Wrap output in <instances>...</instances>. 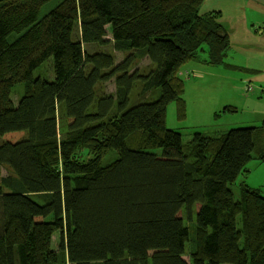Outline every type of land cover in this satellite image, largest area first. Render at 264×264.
<instances>
[{
  "label": "trees",
  "instance_id": "obj_1",
  "mask_svg": "<svg viewBox=\"0 0 264 264\" xmlns=\"http://www.w3.org/2000/svg\"><path fill=\"white\" fill-rule=\"evenodd\" d=\"M63 1L0 0V264H264V196L231 188L264 164V124L187 142L166 124L170 103L184 115L183 66L225 64L221 13L88 0L76 18ZM49 58L55 80L35 78Z\"/></svg>",
  "mask_w": 264,
  "mask_h": 264
},
{
  "label": "rangeland",
  "instance_id": "obj_2",
  "mask_svg": "<svg viewBox=\"0 0 264 264\" xmlns=\"http://www.w3.org/2000/svg\"><path fill=\"white\" fill-rule=\"evenodd\" d=\"M88 0H64V8L72 13L76 18L79 17V13ZM223 1V0H221ZM220 1L219 6L222 7V11L227 14L228 17H232L237 14L238 10L234 9L233 4L235 0H226L228 2ZM244 12H247V22L250 25H258L264 22V0H240ZM211 5V2H209ZM205 6V4L203 5ZM207 10L208 7L201 8ZM236 21V20H235ZM237 25L235 22L234 26ZM264 25H261V29ZM260 28V27H257ZM255 29L252 28L251 38L248 36L244 40H240L238 43H233V47L229 48L226 62L235 63L237 66L235 71H230V74L235 79L226 78L224 73H228L224 66L221 70H218L217 66H205L201 62L195 60L189 62L183 70L187 69V72H180L178 75L184 81V93L185 110L184 115H181L179 105L176 102H172L168 105L166 111V124L171 130H174L182 134V138L185 142L190 140L195 131L205 130L207 134L215 133L216 125L224 129L228 133L240 134L243 129H249L252 127L256 129L255 123L251 120L257 119L258 127L263 125L264 122V36L255 34ZM109 35L107 39H110ZM231 46V45H230ZM242 48L248 50L253 54V49H258L256 54H243ZM107 49H111L108 47ZM205 51L207 47L204 46ZM258 52L260 54H258ZM202 58H206V53L200 54ZM260 55V56H259ZM258 56V57H257ZM115 61L119 64L124 54L121 52L114 53ZM249 60H254L258 67L257 69H247L250 63ZM149 65V61L145 59L140 67H146ZM198 69L202 72L200 76L195 70ZM201 70V71H200ZM196 72V73H195ZM34 77L48 81L55 80L54 72V60L49 58L43 65L34 71ZM25 84H17L12 93V101L15 107L18 106L20 99L24 96ZM105 94L116 93L115 80L108 81L104 87ZM223 93L232 95H238L241 113L235 118H230L228 122L223 116H217V112H214L216 108H212L215 102L222 98ZM133 100H137L136 94H134ZM212 108V109H211ZM202 110L204 115H202ZM192 126H199L194 127ZM200 128V129H195ZM211 132V133H210ZM23 135L22 132L8 133L5 135L6 139L18 140ZM160 152V151H159ZM85 154V157H87ZM114 156V154H113ZM89 157V156H88ZM87 157V158H88ZM112 159L111 155H107L103 162H107ZM249 173L240 175L234 182L231 183V188L234 192L236 200L240 198V187L242 184L255 189H259L264 196V164H261L257 160H253L248 165ZM3 176L7 175V171L3 170ZM182 216V214H180ZM64 234L57 231L53 237L52 247L54 250L65 249V242L63 238ZM61 248V249H60Z\"/></svg>",
  "mask_w": 264,
  "mask_h": 264
},
{
  "label": "crops",
  "instance_id": "obj_3",
  "mask_svg": "<svg viewBox=\"0 0 264 264\" xmlns=\"http://www.w3.org/2000/svg\"><path fill=\"white\" fill-rule=\"evenodd\" d=\"M220 1L221 0H206L205 3H204L205 6H202V7H204V8L208 7V9L207 10H202L201 9V14H206V13L214 12V11L221 13V22L228 29V32H229L230 38H231L230 50L233 47V43H238L239 44L240 40H244L249 35H250L249 37L251 38V36H252V33H251L252 28L255 29L254 32H255L256 36L259 35V34L262 35V37L264 36V29H261V25H264V22H261L258 25L252 24L251 29H250V25L247 22V18H246L247 17V14H246L247 12H244L240 0H235V3L233 4L234 9H237L238 12H237V14L235 13V15L232 16V17H228L227 14H225L222 11L223 8L219 6ZM209 2H211V5H209L210 4ZM221 2L223 4L224 2H228V1L223 0ZM235 22L237 23V25L234 26ZM257 27H260V28H257ZM230 50H228V51H230ZM241 51H242L243 54L249 53V54L253 55V54L257 53L256 51H258V49H253V54L250 51H248V50H244V48H242ZM258 54H260V53L258 52ZM196 62H200V61H196ZM248 63H250V64L248 66H246L247 69H257L258 65H257V63L254 60H249ZM202 64H204V63H202ZM185 66H183V68ZM205 66H208V64H205ZM211 66H213V65H211ZM223 66H224V68L227 71H229V74L228 73H224L223 76L226 77V78L229 77L230 79H232L233 77L230 74V71H235L236 70L235 68L237 66H240V65L239 64L236 65L235 63H231V62H229V64H228V62H226V60H225V64L224 65L217 66L218 70H221V68ZM183 68L181 69L180 72H184L185 73V72L189 71L187 69L183 70ZM195 71L197 73L199 72L198 69H196ZM201 73L202 72H199L198 74H196V76H200ZM233 79H235V78H233ZM238 95L236 96V95H232V94H228V93H223L222 94V98L219 101L215 102L214 105L212 106V108H216L214 110V112L220 111V112L217 113V116H223V118H225V120H227L226 122H228L230 120V118H235L236 116H238L241 113L240 104L238 103L240 98L238 97ZM228 107L229 108H233V109L236 108L237 111H233V112L226 111L225 109L228 108ZM201 113H202L203 116H205L203 110H202ZM251 122L255 123L256 126L258 127V125H257L258 120L257 119H253V120H251ZM263 122H264V120H263ZM194 127H199V126H192V128H194ZM250 128H252V127H250ZM195 129H200V128H195ZM200 131L205 133V130H201L200 129ZM214 131L216 133L217 131H225V130L221 129V127L216 125V129Z\"/></svg>",
  "mask_w": 264,
  "mask_h": 264
}]
</instances>
